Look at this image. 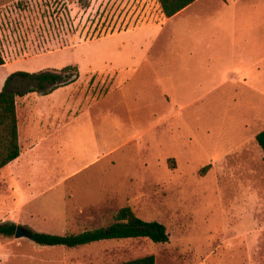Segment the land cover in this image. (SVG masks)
<instances>
[{
	"label": "rangeland",
	"instance_id": "rangeland-1",
	"mask_svg": "<svg viewBox=\"0 0 264 264\" xmlns=\"http://www.w3.org/2000/svg\"><path fill=\"white\" fill-rule=\"evenodd\" d=\"M164 19L158 0H0V52L9 64L0 78L66 65L79 73L66 88L77 98L60 115L41 91L16 96L21 157L11 166L17 174L0 171V223L72 233L107 225L130 205L170 235L167 243L68 247L0 234V264L146 255L155 264H264V152L252 138L230 146L261 127L264 98L238 104L213 93L190 106L187 95H172L170 23L96 40ZM33 85L16 76L10 87ZM175 105L184 110L174 113Z\"/></svg>",
	"mask_w": 264,
	"mask_h": 264
},
{
	"label": "crops",
	"instance_id": "crops-1",
	"mask_svg": "<svg viewBox=\"0 0 264 264\" xmlns=\"http://www.w3.org/2000/svg\"><path fill=\"white\" fill-rule=\"evenodd\" d=\"M169 23L171 26L167 47L170 49V59L167 62L171 68L172 95L174 92L177 97L187 95L191 100L190 106L195 103H202L206 97L213 93L226 95L223 93L227 92L228 95L237 99L236 103L238 104L242 99L257 100L260 96L264 98V0H196L172 17H165L161 22L113 33L96 40L119 36H123L125 39V37L140 30L164 27ZM142 43L139 42L136 45H142ZM58 50L59 48H56L52 51L57 53ZM2 55L5 63L0 65V69L9 65L7 56L4 53ZM165 61L159 57V62L164 64ZM63 67H46L37 72ZM14 72L17 71H6L0 78V91L3 89L7 77ZM31 87H36V85ZM68 87L73 86L71 84L69 86L63 85L47 94L39 89L28 92V94H37L41 91L42 97L49 99L48 101L53 103V108L59 111L58 115H60V110L66 107L68 101L74 102V99L77 98V93L73 97L71 94L67 95L66 88ZM10 88L14 90L12 87ZM89 106H92V101H90ZM174 108V113H180L184 110L176 105ZM243 111L246 110L240 109L237 110V113L241 114ZM17 116L19 142L21 144L18 110ZM259 121H263L261 127L255 128L251 134L241 137L238 142L230 146L240 145L249 138L255 140L256 134L264 129V112ZM20 157L21 153L18 158L0 171L10 168L12 173L17 174L11 166Z\"/></svg>",
	"mask_w": 264,
	"mask_h": 264
},
{
	"label": "trees",
	"instance_id": "trees-1",
	"mask_svg": "<svg viewBox=\"0 0 264 264\" xmlns=\"http://www.w3.org/2000/svg\"><path fill=\"white\" fill-rule=\"evenodd\" d=\"M196 0H158L166 18L172 17ZM5 59L0 52V65ZM77 66L67 65L61 69H48L36 73L17 71L10 74L0 91V169L19 157L21 147L19 142V126L16 109V96L24 95L34 90L49 93L54 89L73 82L78 77ZM16 75L28 77L36 81V87L23 91H14L10 83ZM50 84L51 87L47 88ZM256 141L264 152V129L256 134ZM208 167V166H206ZM206 167L201 172L205 173ZM15 223H0V234L10 236L15 234ZM31 240L41 245H65L76 247L92 242L109 239H126L146 237L155 243L170 241L165 224L156 220H145L138 216L130 205H125L112 216V222L95 228H86L80 232L50 233L30 230ZM116 264H155L154 255H146Z\"/></svg>",
	"mask_w": 264,
	"mask_h": 264
},
{
	"label": "water",
	"instance_id": "water-1",
	"mask_svg": "<svg viewBox=\"0 0 264 264\" xmlns=\"http://www.w3.org/2000/svg\"><path fill=\"white\" fill-rule=\"evenodd\" d=\"M15 236L31 238L29 229L23 225H16Z\"/></svg>",
	"mask_w": 264,
	"mask_h": 264
}]
</instances>
